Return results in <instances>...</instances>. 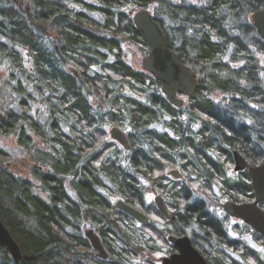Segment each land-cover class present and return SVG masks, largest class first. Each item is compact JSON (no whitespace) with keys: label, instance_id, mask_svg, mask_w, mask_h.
Returning a JSON list of instances; mask_svg holds the SVG:
<instances>
[{"label":"trees","instance_id":"16d2710c","mask_svg":"<svg viewBox=\"0 0 264 264\" xmlns=\"http://www.w3.org/2000/svg\"><path fill=\"white\" fill-rule=\"evenodd\" d=\"M141 8L196 75L178 108L150 72L125 59L128 44L142 59L149 52L129 14ZM259 9L264 0H0V55L11 67L0 88V137L13 135L31 154L37 181L11 172L0 146V217L22 257L0 247V264H159L153 253L177 250L167 236L184 234L208 264H264L242 233L264 249L263 236L234 224L233 239L210 210L253 200L248 173L229 175L233 150L251 165L264 161L256 57L264 40L250 20ZM217 92L226 103L211 97ZM107 125L127 135V150ZM172 168L180 180L169 177ZM151 192L164 198L167 217L147 201ZM118 198L148 221L117 210ZM87 222L107 259L93 257Z\"/></svg>","mask_w":264,"mask_h":264},{"label":"water","instance_id":"95a60500","mask_svg":"<svg viewBox=\"0 0 264 264\" xmlns=\"http://www.w3.org/2000/svg\"><path fill=\"white\" fill-rule=\"evenodd\" d=\"M133 19L134 26L140 31L146 39L149 52L144 56L143 69L150 72L154 79L160 82V90L162 94L174 107L178 108L186 103V100L179 95L187 98L195 91L196 78L194 71L187 65L179 62L174 52L167 47L166 38L163 36L162 29L156 22L154 16L146 8L140 10H131L129 13ZM250 20L253 23L259 37L264 40V10L259 9L250 14ZM75 73V71H73ZM77 75V73H75ZM4 120L2 112H0V121ZM110 138L117 142L124 150L129 148L127 135L118 127H111L108 130ZM233 172L242 171L247 167L248 163L243 156L236 150H233ZM247 172L250 177L252 191L254 197L252 201L246 203H234L225 200L222 204L227 215L233 218H239L246 225H249L253 231L264 238V210L260 207V202H264V161L255 166H249ZM174 179L181 178V174L177 168H172L168 172ZM153 204L158 211L168 216L165 207L164 198L158 194L154 195ZM117 210L125 212L131 216L139 224L148 221L147 216L131 205L126 204L122 199L118 198L114 202ZM84 236L90 246L96 251L98 258L107 259L108 253L105 250L100 236L94 231L92 226L83 230ZM167 239L176 251L161 256L160 264H208L191 242V238L184 234L182 236L169 235ZM0 247H4L11 257L21 259V248L15 237L11 235L8 227L4 224L0 217Z\"/></svg>","mask_w":264,"mask_h":264},{"label":"rangeland","instance_id":"374dc122","mask_svg":"<svg viewBox=\"0 0 264 264\" xmlns=\"http://www.w3.org/2000/svg\"><path fill=\"white\" fill-rule=\"evenodd\" d=\"M174 1H177L178 2L179 0H174ZM185 1L187 3H190V4H194V3L195 4H201L205 0H185ZM135 10L136 9H133L132 11H135ZM148 10L151 13V9H148ZM93 16L95 18H98V16L96 14H93ZM125 51H126V57H125V59L129 63V65L132 68H134V69L144 70L143 69V60L144 59H142V57H141L140 53L138 52V50L135 49L134 46L128 44L125 47ZM21 54L23 56L24 64L26 65V67H29L30 68V64L28 63V56H27V54H25V52H23L22 50H21ZM256 57H257V59L259 61V66L261 68L259 75H261L262 84L264 86V55L263 54H257ZM70 69H73V68L70 67ZM10 70H11V67H10L8 61L6 59H4L0 55V88H5V86H6L5 83L9 79V76L8 75H9ZM179 97H182L183 99H185L186 100V103L188 102L187 98H185L184 96L179 95ZM211 97L213 99H215L216 101H218L219 103L221 102V100H223L224 103L227 102V101H224V99L228 100V98L226 97V95H224L222 93H218V92L217 93H213ZM92 99L95 102V99L94 98H92ZM1 111L2 110L0 109V112ZM110 128H111L110 125H107L106 126L107 132H108V130ZM108 137L110 138V135H108ZM0 146L5 151H7L8 154H9V160L5 162L7 168L11 172H13L17 177H20V178L21 177H24V178L30 179L31 181H34L35 184L37 185V181H35L32 178L31 171H30V169L34 165L35 161L32 159L31 154L27 150H24L22 148V146H19L17 144V141L15 140V137L13 135H10L7 138L0 137ZM232 167H234V162H233V166ZM228 172H229V175L232 174L231 168L228 169ZM169 177L170 178H173L171 175H169ZM180 179H177V180H180ZM196 193H197V190H196ZM156 194H158V193L151 192L150 194H148L146 196L147 201L148 202H150V201L153 202L154 195H156ZM210 210L217 216V218L219 220H221L224 224H226L228 226V230H230L231 225L233 226L235 223L238 224V225H242V223L240 221L235 222V221L231 220L230 217L225 214V211H224L222 205L221 206H219V205L211 206L210 207ZM88 225H89V222L85 223L84 226H83V228L88 227ZM242 236L244 237V240L246 241L247 244H249L250 246H252L253 248H255L258 252H260L261 254L264 255V249L262 248L261 245H257V244L255 246L253 245V243H255V242L253 241V238H252L251 235H249V234L247 235V234H243L242 233ZM90 248L94 252L93 257L96 258V259H100V258L97 257L96 251L92 247H90ZM163 254H164L163 252H159V251L158 252H155V253H153L151 260L152 261H155L156 263H159L158 259L161 256H163ZM137 264H140V263H137Z\"/></svg>","mask_w":264,"mask_h":264},{"label":"flooded vegetation","instance_id":"af4514ba","mask_svg":"<svg viewBox=\"0 0 264 264\" xmlns=\"http://www.w3.org/2000/svg\"><path fill=\"white\" fill-rule=\"evenodd\" d=\"M246 160V159H245ZM233 162V161H232ZM247 163H248V161H247ZM255 165H257V164H255ZM255 165H251V164H249L248 163V165H247V167H245V169L244 170H242V171H234L233 172V167H231V172H232V175H238L240 172H247V168L249 167V166H255ZM248 173V172H247ZM248 176H249V174H248ZM250 178V177H249ZM250 180V179H249ZM227 215V214H226ZM229 216V215H228ZM230 217V219L231 220H233V221H235V222H237V221H240L241 223H242V225H245L243 222H242V220L241 219H239V218H233V217H231V216H229ZM221 221V220H220ZM222 222V221H221ZM222 224H223V226H224V228L228 231V234L230 235V236H232V237H234V239H235V237H237L238 236V233H236L234 230H233V228H234V226H232L231 225V227H230V230H228V226L226 225V224H224L223 222H222ZM235 225H237L236 223H235ZM92 226V225H91ZM249 226V225H248ZM93 227V226H92ZM250 227V226H249ZM251 228V227H250ZM251 230L253 231V229L251 228ZM192 242V241H191ZM193 245V244H192ZM249 245V244H248ZM253 245L255 246L256 245V243H253ZM250 246V245H249ZM252 247V246H251ZM253 248V247H252ZM255 249V248H254ZM164 255H166V253H164L163 254V256ZM158 261H159V259H158Z\"/></svg>","mask_w":264,"mask_h":264},{"label":"bare ground","instance_id":"6f19581e","mask_svg":"<svg viewBox=\"0 0 264 264\" xmlns=\"http://www.w3.org/2000/svg\"><path fill=\"white\" fill-rule=\"evenodd\" d=\"M83 226H84V225H83ZM89 226H91V223H89L88 227H89ZM88 227H86V228H88ZM86 228H83V227H82V233H83V235H84L83 230H85ZM93 229H94V228H93ZM94 231H95V229H94ZM95 232H96V231H95ZM96 233H97V232H96Z\"/></svg>","mask_w":264,"mask_h":264}]
</instances>
